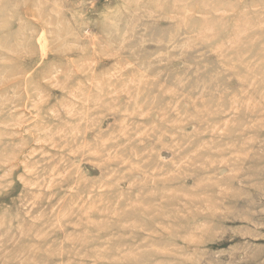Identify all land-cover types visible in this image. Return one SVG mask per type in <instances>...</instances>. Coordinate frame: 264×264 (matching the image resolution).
<instances>
[{
  "label": "rangeland",
  "instance_id": "obj_1",
  "mask_svg": "<svg viewBox=\"0 0 264 264\" xmlns=\"http://www.w3.org/2000/svg\"><path fill=\"white\" fill-rule=\"evenodd\" d=\"M0 264H264V0H0Z\"/></svg>",
  "mask_w": 264,
  "mask_h": 264
}]
</instances>
